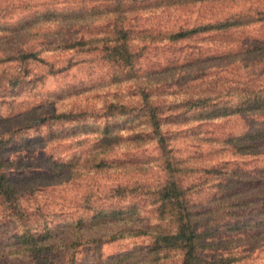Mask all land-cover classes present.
Masks as SVG:
<instances>
[{"label":"rangeland","instance_id":"obj_1","mask_svg":"<svg viewBox=\"0 0 264 264\" xmlns=\"http://www.w3.org/2000/svg\"><path fill=\"white\" fill-rule=\"evenodd\" d=\"M125 1L0 0V18L23 13L0 24V252H26L17 264H185L187 250L159 235L189 224L201 264H264V18L237 0ZM122 22L135 30L134 56L115 62ZM82 38L102 41L70 48ZM160 60L166 90L191 97L167 115L103 92L141 75L155 82ZM225 92L243 98L232 106ZM162 122L182 130L166 136Z\"/></svg>","mask_w":264,"mask_h":264},{"label":"clouds","instance_id":"obj_2","mask_svg":"<svg viewBox=\"0 0 264 264\" xmlns=\"http://www.w3.org/2000/svg\"><path fill=\"white\" fill-rule=\"evenodd\" d=\"M237 8L242 11L246 17L249 18H258L257 14L264 13V0H237ZM23 15L20 12H14L11 17L7 20L0 18V24H14L16 20ZM254 27L259 28L261 25L259 23L255 24ZM4 33H0V36H3ZM79 51V50H77ZM76 53H73L75 55ZM95 57H88V59H94ZM168 64H166L163 60H160L158 66L155 68V73L157 75V79L155 82L151 81L147 77L141 75L138 77L135 83H127L122 85H112L111 83L106 84L103 87V92L106 95L112 93H118L119 95L115 99H111V103L117 104L120 107L126 108H134V109H144L147 112L148 108L152 106L160 107L164 109L165 115H167V106L170 104H179L183 101L191 98L189 95H174L172 92L166 90L165 85L172 83V81L166 77H164L163 70L168 68ZM102 75V74H101ZM78 81L82 80L83 84L81 87H87L92 83L87 77L79 76L77 77ZM94 79L98 80L99 76ZM107 79V77H106ZM174 87V86H173ZM142 92L149 93V99L146 102L142 96ZM243 97L237 93H233L232 95H228L225 92L224 99L230 102V105L234 106L241 100ZM143 115V114H142ZM111 118V117H109ZM105 117L103 115L100 116V120L103 121ZM116 119L118 120H126L129 119V115H117ZM132 119H136L135 116ZM161 131L167 136L172 131H181L182 129H172L163 122L160 125ZM134 133L129 132H121V135L128 137L133 135ZM158 138H154L153 142V150H160V146L158 145ZM240 144H243L244 141H239ZM181 146L187 147V143L182 142ZM141 149L138 147L137 152ZM120 152L125 155L132 154V148L130 147V142L125 140L122 145ZM162 164L155 166L152 169H149V178L145 181V187L142 189L144 192H149L150 187L154 186L155 180L160 173V168H162ZM26 252H17V251H8V252H0V264H17V262L26 258Z\"/></svg>","mask_w":264,"mask_h":264},{"label":"trees","instance_id":"obj_3","mask_svg":"<svg viewBox=\"0 0 264 264\" xmlns=\"http://www.w3.org/2000/svg\"><path fill=\"white\" fill-rule=\"evenodd\" d=\"M136 1H139V0H127L125 2L128 5H133ZM140 1H144V0H140ZM145 1H148V0H145ZM169 1H172V0H166L164 1V3L167 4ZM258 16L264 18V13L258 12ZM231 23H234V22H232L229 19L221 23L200 24L190 29H182L181 31L171 32L170 40L176 41L182 38H187L188 36H191L197 33H203V32L208 33L216 29L218 30L220 28L229 29V27L232 26ZM115 30L116 31L114 32V38L112 40L113 46L110 47V50L119 52V55L116 58L117 61L115 62H122V60L129 61L134 56V53L132 52L133 49L130 44L132 39H130V37L135 30L128 28L125 22H122L120 26L117 27ZM84 40L85 39L82 38L80 41H76V42L73 41L72 42L73 45L70 48L73 49L75 48L76 45L84 44L86 42H89L90 44L95 45V43L102 41V39H92V38L89 40L87 39V41H84ZM74 42H75V45H74ZM99 48L100 47L98 46L95 48V50H98ZM26 57L34 58L36 57V54H29V56L26 55L25 58ZM131 73H132V70H131ZM199 102L206 104V102L202 99ZM213 113H215L214 109L213 111L208 112V114H213ZM62 117H66V115H63ZM176 200H177L176 202H178L180 198H176ZM159 237H161V240H166V239L168 240L169 238H174L178 241V244H180V248L184 252L187 250L184 255L185 264H201L200 258H199V256L201 257V255L198 253L199 235H198L197 229H194L193 226L188 224L186 227H180L176 231V233H171V231H168V232L163 233L162 235H159ZM185 245L188 247H185ZM186 257H188V259Z\"/></svg>","mask_w":264,"mask_h":264}]
</instances>
